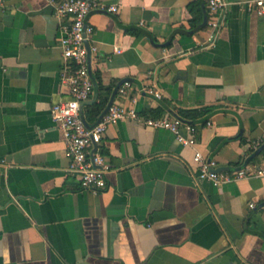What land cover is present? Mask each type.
<instances>
[{"label": "crops", "instance_id": "0c3cea01", "mask_svg": "<svg viewBox=\"0 0 264 264\" xmlns=\"http://www.w3.org/2000/svg\"><path fill=\"white\" fill-rule=\"evenodd\" d=\"M98 1L117 9L88 14L100 88L83 113L104 96L102 112L112 99L139 118L106 128L98 149L109 170L94 192L68 170L50 115L68 96L53 6L0 0V264H264V178L218 186L197 177L193 159L197 148L227 171L264 166V146H255L264 133V7L226 0L208 44L206 0ZM124 80L127 93L113 94ZM205 107L210 124L196 122L195 146L143 120Z\"/></svg>", "mask_w": 264, "mask_h": 264}, {"label": "built area", "instance_id": "2783aa9c", "mask_svg": "<svg viewBox=\"0 0 264 264\" xmlns=\"http://www.w3.org/2000/svg\"><path fill=\"white\" fill-rule=\"evenodd\" d=\"M47 2L53 6L54 15L59 20L58 40L62 59L65 62L60 82L67 88L68 93L66 99L52 104L50 115L62 134L65 152L70 159L68 170L78 176L81 187L96 192L105 187V174L109 170V164L98 149L106 128L119 120L139 118L133 106L114 101L92 124L87 123L83 115V105L92 98L95 87L91 62L96 47L92 44L94 27L88 21V14L99 8L116 11L117 7L115 5L106 7L98 0H47ZM206 5L208 28L206 43L212 44L222 23L227 1L206 0ZM247 5H255L260 13L264 7V0H252L247 2ZM130 85L129 80H124L118 87V93L125 95ZM146 90L155 96H160L151 84L146 86ZM143 120L150 126L171 130L176 139L184 145L196 144V127L182 121L176 115L166 114ZM206 124H210V120H207ZM183 128L187 132L186 135L181 131ZM255 146H264V133ZM193 159L199 167L197 177L210 180L218 186L250 175L264 178V166L250 170L244 165L233 171H227L218 168L214 159L204 156L197 148H194Z\"/></svg>", "mask_w": 264, "mask_h": 264}, {"label": "trees", "instance_id": "16d2710c", "mask_svg": "<svg viewBox=\"0 0 264 264\" xmlns=\"http://www.w3.org/2000/svg\"><path fill=\"white\" fill-rule=\"evenodd\" d=\"M95 78V77H94ZM97 88H100V84L95 83ZM99 96V94H98ZM106 99L103 96L99 102L88 103L86 109L84 110V117L89 123V119L102 113ZM211 112V107H205L203 109H178L176 115L185 122H188L196 127V122L201 119L203 123H206L208 120L206 117ZM92 124V123H89Z\"/></svg>", "mask_w": 264, "mask_h": 264}, {"label": "water", "instance_id": "95a60500", "mask_svg": "<svg viewBox=\"0 0 264 264\" xmlns=\"http://www.w3.org/2000/svg\"><path fill=\"white\" fill-rule=\"evenodd\" d=\"M121 83H122V81H121L119 84H117V86L114 88V90H113V94H115V93L117 92L118 87H119V85H120ZM86 102H88V101H86ZM86 102H85V103H86ZM111 102H112V99L108 102V104L106 105L104 111L106 110L107 106H108ZM83 104H84V103H82V105H83ZM104 111H103V112H104ZM103 112H102V113H103ZM102 113H101V114H102ZM101 114H100V115H101Z\"/></svg>", "mask_w": 264, "mask_h": 264}]
</instances>
